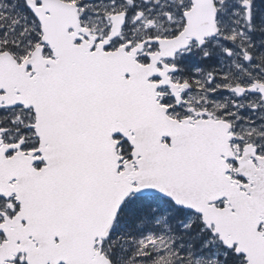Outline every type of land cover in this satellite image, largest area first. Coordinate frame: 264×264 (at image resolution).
<instances>
[{
  "label": "snow or ice",
  "instance_id": "snow-or-ice-1",
  "mask_svg": "<svg viewBox=\"0 0 264 264\" xmlns=\"http://www.w3.org/2000/svg\"><path fill=\"white\" fill-rule=\"evenodd\" d=\"M0 264H264V0H0Z\"/></svg>",
  "mask_w": 264,
  "mask_h": 264
}]
</instances>
